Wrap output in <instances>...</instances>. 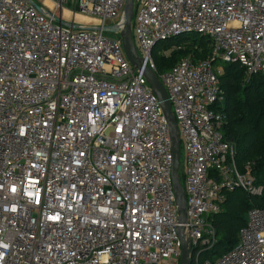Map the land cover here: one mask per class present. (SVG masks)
Masks as SVG:
<instances>
[{
	"label": "built area",
	"instance_id": "1",
	"mask_svg": "<svg viewBox=\"0 0 264 264\" xmlns=\"http://www.w3.org/2000/svg\"><path fill=\"white\" fill-rule=\"evenodd\" d=\"M32 2L0 0V264H179L168 125L118 34L102 30L120 23L125 0L34 2L45 13ZM78 12L90 17L77 22ZM133 18L138 55L156 75L158 42L210 40L209 60L184 57L157 75L184 150L190 261L194 252V264H264V206L248 210L230 251L198 260L216 243L226 193L263 192L220 133L212 63L264 77V0H135Z\"/></svg>",
	"mask_w": 264,
	"mask_h": 264
},
{
	"label": "trees",
	"instance_id": "2",
	"mask_svg": "<svg viewBox=\"0 0 264 264\" xmlns=\"http://www.w3.org/2000/svg\"><path fill=\"white\" fill-rule=\"evenodd\" d=\"M158 44H163L169 52L160 57V63L154 62L159 76L184 57L194 61L211 58L210 40L202 36L185 34L158 42L155 47ZM217 63L222 65L217 77L223 93V104L218 110L225 118L220 133L225 141L234 145V161L239 171L243 172L249 164L263 192L259 197L242 190L226 193L222 210L213 217L216 243L198 256L199 263L211 255L218 257L230 251L237 243V233L245 223L248 210L264 206V77L261 73L246 76L244 68L237 63L215 60L212 64ZM179 175L183 182V174L179 172ZM194 263L195 253L192 252L190 264Z\"/></svg>",
	"mask_w": 264,
	"mask_h": 264
},
{
	"label": "water",
	"instance_id": "3",
	"mask_svg": "<svg viewBox=\"0 0 264 264\" xmlns=\"http://www.w3.org/2000/svg\"><path fill=\"white\" fill-rule=\"evenodd\" d=\"M33 6L40 12L45 13L44 10L32 2ZM135 9V0H125L122 17L120 23L113 26H107L102 28L104 32L118 34L122 49L124 54L133 67V69L142 70L143 76L146 79L147 83L149 84L152 92L156 96L163 116L167 122L169 134H170V143H171V151H172V168H171V177H172V185H173V192L175 196V205L177 208V220L179 223L178 232L181 239V257L179 264H190V253H191V243L188 239H185L184 235V228L182 224H184L186 220L185 214V204H186V197L181 185L179 169H180V137L179 131L177 128V124L175 119L172 115L171 107L167 99L166 91L161 84L159 78L155 73H153L147 65L143 64V59L139 57L136 46L133 41L132 36V18L134 15ZM62 24L71 27V24H67L62 22ZM77 27V26H76ZM79 27V26H78ZM89 29H100L91 27Z\"/></svg>",
	"mask_w": 264,
	"mask_h": 264
},
{
	"label": "rangeland",
	"instance_id": "4",
	"mask_svg": "<svg viewBox=\"0 0 264 264\" xmlns=\"http://www.w3.org/2000/svg\"><path fill=\"white\" fill-rule=\"evenodd\" d=\"M40 1L41 0H34V2H37V3H40ZM64 7L69 9V10H71V11H73V7L70 4H65ZM78 14H80V13L78 12ZM80 15L81 16H76L75 17V20L77 22H85L86 21L85 19L90 17V16H87V15H84V14H80ZM67 18H69V17H67ZM133 20H134V18H133ZM133 20H132V22H133ZM105 36H107L109 38H116L117 34L105 32ZM134 43H135V46L137 47L136 41H134ZM167 53H169V52L166 50V47L163 44H158L152 50V59L154 60V62L160 63V57L166 56ZM221 66L222 65L220 63H217L216 65H214L215 69H217L218 71L221 70ZM184 168H185L184 150L181 147L180 148V169H179L180 174H182ZM181 183H182L181 185H183V182H181ZM209 258L211 260H215V259H217V256L216 255H211V256H209Z\"/></svg>",
	"mask_w": 264,
	"mask_h": 264
},
{
	"label": "bare ground",
	"instance_id": "5",
	"mask_svg": "<svg viewBox=\"0 0 264 264\" xmlns=\"http://www.w3.org/2000/svg\"><path fill=\"white\" fill-rule=\"evenodd\" d=\"M64 14H65V16H66V15H67V12H65Z\"/></svg>",
	"mask_w": 264,
	"mask_h": 264
}]
</instances>
